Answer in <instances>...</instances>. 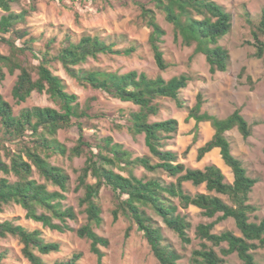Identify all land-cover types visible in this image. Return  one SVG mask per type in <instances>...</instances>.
<instances>
[{
    "label": "trees",
    "instance_id": "16d2710c",
    "mask_svg": "<svg viewBox=\"0 0 264 264\" xmlns=\"http://www.w3.org/2000/svg\"><path fill=\"white\" fill-rule=\"evenodd\" d=\"M16 1L0 0V9L4 12L0 14V46L6 49L2 52L0 48V82L6 71L10 74L18 71L12 87V97L17 103L37 92L46 93L56 106L34 105L14 114L12 105L0 94V149L8 159L4 160L0 154V172L3 174L0 177V211L5 205L14 203L24 209L26 218L43 227L59 232L74 230L78 237L89 241L90 251L100 264L104 255L101 247H107L109 241L95 229L103 221L99 196L103 190H108L114 204L113 220L122 216L129 222L125 236L135 226L159 264H180L181 255L148 210L159 216L181 243L188 244L191 243L188 234L191 224L178 208L195 206L204 217L213 220L195 226L194 235L199 246L191 251L190 264H234L228 262L230 256H235L240 264H258L255 252L264 247V218L250 220L257 206L249 202L257 179L248 174L243 161L232 153L226 136V132L234 127L244 139L252 134V125L241 109L237 107L222 118L209 114L202 111L204 98L198 92L187 112V119L195 121L193 143L198 138L199 123L209 122L214 130L212 136L197 148V159L201 160L206 153L218 148L223 162L231 170L232 181H226L224 173L215 164H207L202 169L186 166L178 161L176 152L167 148L168 141L177 132V120H152V117L160 112V98L173 100L179 108L185 107L180 92L193 79L191 75L180 73L164 79L137 70L119 73L83 68L81 65L89 58H97L100 54L129 56L135 47H116L115 42L96 33H82L77 37L65 33L56 47L53 38L37 45L36 37L26 25L34 6L29 4L15 12L11 5ZM128 1L136 4L142 22L149 28L148 44L159 70H166L169 63L162 47L166 31L159 24L155 10L161 12L171 25L175 42L193 47L191 58L203 54L211 74L227 69L229 52L220 44V39L231 29V13L220 3L215 0ZM244 14L248 16V12ZM244 42L253 47L255 57L264 60V9L249 34L244 36ZM56 62L79 85L101 90L137 107L120 110L121 114L110 121L114 129L125 130L133 137L142 134L147 154L134 156L111 136L95 138L87 135L86 120L91 117L89 108L80 106L77 95L69 92L63 79L53 72L52 66ZM244 71L242 69L241 74ZM64 129L76 131V142L70 148L57 138L58 131ZM189 148L186 147L184 154ZM65 155L84 157L73 189L81 190L78 205L85 221L76 229L67 221L75 220L77 211L63 203L70 187V176L61 165L50 161ZM137 167L148 173L164 172L174 180L165 182L157 176H137ZM34 173L41 182L33 178ZM9 174L14 176L13 180L8 178ZM185 182L204 185L206 192L191 194L185 190ZM48 184L57 189L50 190ZM219 194L226 195L229 202ZM228 218L233 219L239 234L229 229L214 232V226ZM7 236L20 242L21 253L30 264H46L42 255L61 249L59 242L45 240L39 229L29 230L12 220H0V238ZM6 256L7 251L0 250V264H9L5 261ZM81 258V252H74L51 264H80Z\"/></svg>",
    "mask_w": 264,
    "mask_h": 264
},
{
    "label": "rangeland",
    "instance_id": "374dc122",
    "mask_svg": "<svg viewBox=\"0 0 264 264\" xmlns=\"http://www.w3.org/2000/svg\"><path fill=\"white\" fill-rule=\"evenodd\" d=\"M215 1L231 13V29L220 39V44L229 52L228 67L225 71L214 74L209 72L203 54H196L191 58L193 47L182 46L174 41L171 25L164 19L161 12L155 10L159 24L166 31L162 47L164 57L169 63L166 70H159L148 44L149 28L142 22L140 11L132 1L126 0L124 3L123 0L76 2L18 0L12 3L11 10L19 12L22 8L33 4L34 9L27 16L26 25L31 34L36 37L35 43L40 46L52 38L55 39L53 46H58L65 33H70L75 37L82 33H96L115 42L116 47H135L134 52L129 56L100 54L97 58H89L81 65L83 68L119 73L137 70L144 71L152 77L160 75L164 79L180 73L191 75L193 79L180 92L185 107L179 108L173 100L160 98L158 99L161 106L160 112L158 116L152 117V120L175 118L178 122V129L174 137L168 141L167 148L176 152L178 161L186 166L202 169L207 164L217 165L228 182L232 181L233 176L230 168L223 162L218 148L206 153L201 160L197 159V148L212 136L214 130L209 122L199 123L198 138L193 143L195 121L192 118L187 119V112L188 108L194 104L198 92H201L204 98L202 111L209 114L222 118L235 108H240L241 113L252 125V134L244 139L238 129L234 127L226 132V136L230 141L232 153L243 161L248 174L257 179L250 193L249 202L257 206L256 212L250 215V220H258L264 218V60L253 55V47L244 42V36H247L253 25L257 23L261 11L264 9V0ZM245 12H248V16H245ZM2 13L4 12L0 9V14ZM18 26L23 27L24 24H18ZM0 48L2 52L6 51L4 46H0ZM242 69H245L243 74H241ZM52 70L63 79L67 90L77 95L79 105L89 108L88 112L91 117L86 120L87 135L95 138L111 136L115 142L121 143L134 156L147 154L148 150L142 134L133 137L125 130L114 129L110 121L112 117L121 114L120 110H135L137 108L135 105L121 101L101 90L79 85L64 71L59 62L53 64ZM17 73L18 71H15L10 74L6 71L4 80L0 82V94L12 105L14 114H17L22 108L34 105L56 106L46 93L37 92H33L26 101L17 103L12 97V87ZM57 138L67 148H70L76 142V131L74 129L59 130ZM187 146L190 148L184 154ZM0 154L4 160L8 161L1 149ZM50 161L61 165L70 176V187L65 192L66 198L63 203L72 206L77 211L76 219L67 221L71 228L76 229L85 221V216L81 212L82 208L78 205L81 190L73 189L77 171L83 165L84 157L65 155L53 157ZM135 174L137 176H157L165 182L174 180L164 172L148 173L142 167H137ZM1 176H3L2 172H0ZM8 178L13 180L14 176L9 174ZM33 178L38 182L42 181L36 173ZM48 188L50 190L57 189L51 184H48ZM184 188L191 194L206 192L204 185L194 186L190 182H185ZM219 196L229 202L226 195L219 194ZM99 202L102 207L103 221L95 230L109 241L107 247H101L104 255L100 264H159L145 238L135 226L126 237L125 230L129 224L128 220L122 216L113 220L114 204L108 190L101 192ZM178 211L185 215L191 224L188 230L191 243H181L177 235L165 226L161 218L148 210L153 219L158 222L164 236L181 255L180 264H190L191 251L199 246L194 235V228L198 223L210 222L213 218L204 217L200 209L195 206L185 209L179 207ZM0 220H12L29 230L39 229L45 240L59 242L61 244L60 251L42 255L46 264H51L57 258L69 257L74 252L82 253L80 264H99L96 255L90 251V243L87 239L78 237L74 230L59 232L43 227L41 223L26 218L24 209L17 204L5 205L0 211ZM226 229L239 234V230L231 218L214 226L216 233ZM21 246L20 242L12 236L0 238V250L7 251L6 263L30 264L23 257ZM255 258L258 264H264V247L256 250ZM228 262L240 264L235 256H230Z\"/></svg>",
    "mask_w": 264,
    "mask_h": 264
}]
</instances>
